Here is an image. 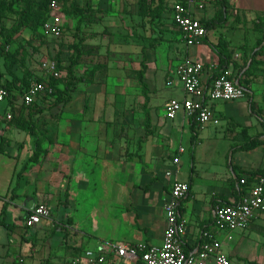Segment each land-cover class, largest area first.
Instances as JSON below:
<instances>
[{
  "label": "rangeland",
  "instance_id": "1",
  "mask_svg": "<svg viewBox=\"0 0 264 264\" xmlns=\"http://www.w3.org/2000/svg\"><path fill=\"white\" fill-rule=\"evenodd\" d=\"M10 1L0 0V43L18 23V16L7 10ZM46 1L23 0L19 4L17 9L30 10L32 22L8 45L9 56L1 61L0 70L8 80L26 90L34 76H45L41 69L45 62L59 58L62 67L67 68L79 39L77 27L83 16L81 35L85 38V54L76 71L87 79L77 86L68 106L58 107L38 121L41 147L29 180V184L34 182L30 188L36 187L38 194L45 193L44 197L50 196L56 203L62 179L76 170L75 174L72 172L76 177L72 179L71 197L75 221L81 229H76L74 234L79 240L75 262H84V251L95 240L85 230L104 240L114 237L121 225L114 206L119 205L125 227L130 223L136 227L133 219L137 209H131L134 212L130 213L127 208L132 201L133 208L139 209L142 197L144 202L149 198L135 187L146 186L152 176L160 181L165 164L179 156L178 148L182 144L192 151L195 148V152L205 142L211 150L217 149V156L211 161L228 170L225 178L228 188L234 182L229 166L235 148L248 146L231 162L239 173L240 170L256 171L259 167L263 170V47L255 51L262 33L252 31L248 37L240 33L243 41L248 42L240 43L245 44L244 53H240L241 63H231L236 75L241 70V81L250 91L244 101L247 116L237 120L214 112L213 121L205 126L212 135L202 138L198 129L182 128V113L175 120L165 119L168 100H182L184 93L177 75L173 76L175 86L167 84L180 58L177 32L166 21L154 19L162 0H60L58 8H52L50 0L48 12L41 15L40 7ZM46 23L60 25L63 32L59 37L48 35L44 30ZM233 31L220 27L217 33L235 36L241 30ZM142 72L145 75L141 79ZM62 76L58 82L47 84L49 91L41 95L46 109L64 89L66 73L63 71ZM142 82L149 88L153 117L149 136L144 128ZM186 158L188 152L182 156L183 177L190 169ZM149 197L154 198L150 202V215H156L154 220H158L166 190H156ZM139 206L145 210L144 203ZM248 228L264 246V218L260 224Z\"/></svg>",
  "mask_w": 264,
  "mask_h": 264
},
{
  "label": "crops",
  "instance_id": "2",
  "mask_svg": "<svg viewBox=\"0 0 264 264\" xmlns=\"http://www.w3.org/2000/svg\"><path fill=\"white\" fill-rule=\"evenodd\" d=\"M220 1L214 2L205 12L199 14L202 20L210 21L216 16L221 8ZM224 1L228 5V17L220 26L211 30V32L208 31V36H206L201 46L194 47L187 52L183 43L179 40V34H177L178 57L180 58V62L186 55L202 61L205 64V72L202 80L206 87L211 86L219 65V57L214 52L212 46L223 47L225 49L231 56L229 61L231 66L232 62L241 63L239 60L240 53H244L245 44L244 46L240 44L244 42L242 39L243 34L240 33H244L248 37L254 31V24H250L249 20L257 23V16L264 13V0ZM251 14L253 16L248 18ZM220 27L228 28L232 32H234V29L241 31L235 33L238 34L235 36H226L221 33L218 35L217 31ZM211 66H214V68L212 69ZM230 69L233 70L232 67ZM174 75H176V68L168 80V82L172 81L173 83V85H168L169 87L175 86L173 80ZM6 79L8 78L5 76L4 80L6 81ZM236 81L239 83L238 79ZM244 101L245 98L235 102H210V106L215 113L239 120L245 118L248 113V107ZM28 113L29 108L26 109L19 98L9 100L0 105V264H81L74 261L77 254L76 247H79L77 244L79 240L74 237V234L77 231L76 229L80 228V225L75 221L74 214L76 212L75 206L73 205L74 200L71 197L72 179L76 177V175H73L76 170H71L62 179L58 197L59 201L56 203H54V198L51 199L50 196L44 197L43 195L45 193L38 194L37 189L35 190L36 187L33 189L30 188L31 184L34 183L29 184L30 172L34 169L36 163L32 162L28 164V161L33 153L34 142L26 132L17 126L16 119L19 114H22V118L26 120L29 118ZM9 114L12 115L11 120L7 118ZM40 119L41 117L38 121ZM186 127L192 130L193 127L198 129V133L201 132L200 137L202 138H207L212 135L208 129H205L206 127H200L196 120L183 117L182 128ZM204 133L206 134L204 135ZM204 144L196 152L195 148L192 151L185 147L184 144L180 145L185 148V152L179 156L180 163L177 165L174 164L173 158L175 157L167 161L162 172V179L160 181L157 180L149 192H144L140 189L141 187H135L143 191L142 193L148 195L147 198H149L145 199V202L143 201V197L140 200V202L142 201L145 204L144 211L141 210V206L139 205L142 203L139 202V209L133 208L132 201L127 208V211L130 213L134 212L131 209H137V213L134 214L133 219L135 220V228L132 227L131 223L125 227L126 221L122 220L123 216L119 210L120 208H117L119 205H116L113 208L117 211L115 216H119L121 219V225L118 227L114 237L109 240H104L85 230L87 234L95 238L94 241L88 243L85 251L90 249L95 250L103 243H120L128 247L136 246L140 243L147 246H160L165 239L166 232L164 206L168 199H170V188L173 179L178 178L190 186L187 198H184L180 202L179 207L181 215L187 222V235L184 239L185 250L187 252L198 251L202 243V233L205 231L212 232L222 242L223 251L229 257L231 264H250V262L264 264V246L256 241L255 233L249 231L248 228L244 231L236 232L233 241H228L225 232L217 231L214 219V211L218 206L232 205L240 201L242 195L253 186V183L255 184L256 178L262 176L257 175L253 178L251 175L257 171L264 173V165L262 166L263 170L260 167L256 171L251 169L246 171L240 170L242 171L240 173L241 180H247L246 185H241L231 165L234 156L239 151H242L240 149L241 147L235 148L230 155L229 169L234 174V182L230 189L228 188V184L225 183L228 170L217 165L215 161L213 163L211 161L216 158L218 150L215 148L211 150L207 144ZM24 152L27 154L24 155ZM187 152L188 158H186V163H188V168L190 169H187V175L183 177L182 156L187 154ZM25 156L27 157L25 158ZM24 168H26L25 172ZM169 171L173 174L171 178L166 176V173ZM21 172L24 173L18 178V174ZM222 176L224 177L223 180ZM152 178L156 177L152 176ZM18 179L19 187L13 193V187ZM249 182H251V185L248 186ZM205 188H207L206 191H204ZM159 189L166 190V199L163 209L157 216L158 220H154L156 215H150V210H152L151 203L154 202V198L149 197V195ZM41 203L50 207L51 220H44L41 224L33 228H28L26 221L31 211ZM262 218H264V214L259 215L253 220L250 226L260 224ZM249 250L251 253H246ZM82 264L87 263L83 262ZM105 264H141V262L107 255Z\"/></svg>",
  "mask_w": 264,
  "mask_h": 264
},
{
  "label": "built area",
  "instance_id": "3",
  "mask_svg": "<svg viewBox=\"0 0 264 264\" xmlns=\"http://www.w3.org/2000/svg\"><path fill=\"white\" fill-rule=\"evenodd\" d=\"M218 0H169L172 9L171 22L179 34V40L186 51L204 43L208 31L199 16L207 8ZM60 0H51V7L58 8ZM44 30L48 35L59 37L63 32L60 25L46 23ZM2 44L0 43V46ZM8 49V47H7ZM213 69L214 66H211ZM42 73L54 79L62 78V72L58 70L57 62L49 60L42 65ZM210 69V68H209ZM211 70V69H210ZM212 71V70H211ZM205 72V64L186 55L176 69L184 98L182 100L170 99L165 105V117L168 120L176 119L179 113L184 118L196 120L200 127H205L213 121L214 111L210 102H235L245 98L246 90L237 83L235 73L230 68L221 70L218 76L213 78L210 87H206L202 77ZM35 76L29 87L20 92L17 98L26 109L30 108L38 96L49 91L46 83L38 81ZM173 85L172 81L168 85ZM12 100L11 94L4 88H0V105ZM8 120L12 115L7 116ZM185 152V148H178L179 156ZM173 158L175 165L180 163V157ZM172 177V172L166 173ZM241 185H246L247 180L242 179ZM190 186L186 182L174 178L170 188V196L164 206L166 218V232L163 243L160 246H147L140 243L128 247L124 244L114 243L100 244L95 250L84 252L83 260L87 264H105L107 255L124 258L141 264H231L229 257L223 251V244L214 233L203 232L202 243L196 252L185 250V237L187 235V222L180 213V202L187 198ZM264 214V176L256 178L255 184L242 195L239 202L232 205L218 206L214 211V219L218 232H225L226 239L233 241L234 234L248 229L250 223L259 215ZM44 220H51V211L43 203L38 204L30 213L26 226L33 228Z\"/></svg>",
  "mask_w": 264,
  "mask_h": 264
},
{
  "label": "trees",
  "instance_id": "4",
  "mask_svg": "<svg viewBox=\"0 0 264 264\" xmlns=\"http://www.w3.org/2000/svg\"><path fill=\"white\" fill-rule=\"evenodd\" d=\"M22 1L23 0H11L7 6V10L10 14L18 16V23L15 27H13L11 33L1 43L2 45L0 46V63L2 60H5L8 58L9 52H7V47L11 43V41L14 40L13 38L17 34L21 33L22 30L25 29L26 27H28L29 24L32 22V19L30 16L31 13H30V10L28 8H18L17 9V7L19 6V4ZM48 1L50 2V0H48ZM48 1H46L45 4L40 7L41 15H44L45 13L48 12L47 11ZM226 4H227L226 1L221 0L220 1L221 8H220L219 12L216 14V16L210 21L202 20L207 31L211 32V30H214L215 28H217L226 20V18L228 17V13H229L228 5H226ZM171 16H172V9L170 7L169 0H162L161 4L159 6V10H158L156 16H154V19H157L158 21L162 20L163 22L166 21L171 26L173 32H177L174 24L171 22ZM80 18L81 19L79 20L78 27H77V38H79V39H78L77 44L74 45V53H73V56L71 57V59L69 61V66L67 68L62 67L60 59L56 58L58 70L66 73V81L64 83V89L61 91V93L57 97L56 102L53 105H51V107L49 106L46 109L45 105L43 103V100H44L43 97L44 96L40 95L37 97L34 104L29 108V113H28L29 118L28 119L24 120L21 116L22 114H19V116L16 118L17 119V126L21 130L26 132L27 135L29 136V138L31 140H33V142H34L33 153H32V156L29 158L28 164L37 161L36 159L38 158L39 152H40L41 141H40L39 135L36 132L38 119L40 117L45 116L48 113L51 114V111H53L54 109H56L58 107L68 106L73 100V92H75L77 86L84 83L87 79L84 76H79L77 74V71H76L77 70L76 68L80 64V62H81V60L85 54V52H84V41H85L84 39L85 38H83L81 35V32H82V26L81 25L84 22V18H83V16H81ZM256 20H258V22L254 23V31L263 34L262 39L261 40L259 39L256 43V49L263 47L262 50L264 52V13L259 14L257 16ZM177 34H178V32H177ZM0 39H1V37H0ZM212 48H213L214 52L219 57V65H218V69L215 73V75L218 76L219 73L221 72V70H224L225 68L231 67L230 62H229L231 56L225 51V49L223 47L212 46ZM145 69L146 68L144 66V70ZM240 71H239V74H240ZM233 72L235 73L234 69H233ZM249 72H251V68L249 69ZM239 74L238 75L235 74V79L239 80V85L242 86L246 90V96H247L250 91L242 83ZM141 75H142L141 76V79H142L144 77L145 73L142 72ZM4 77H5V74L3 72H1V70H0V80H1L0 81V83H1L0 88H4L7 91H9L11 94L12 100L17 99V96L20 94V92L22 93V91H24V90L21 89L20 86H17L15 83H13L12 81H10L8 79H6V81H5ZM34 78H35V76H34ZM38 79H39L38 81L44 82L46 84H49V83L53 84V83L58 82L60 80V79H54L53 77H49V76L39 77ZM32 80H34V79L32 78ZM32 80H31V82H32ZM142 85L144 88L143 94H144V98H145L144 116L146 117L145 121H144V128H145L147 136H149L152 133V118L153 117L151 116V110L149 107V105H150L149 88H148L147 84L144 82H142ZM247 148H248V146H246V147L243 146L240 149L246 150ZM232 168H233V171L237 175L238 182L240 183L241 176H240L238 168L235 166H232ZM25 170H26V168H24V172H25ZM24 172L19 173L18 178ZM257 175L264 176V173L262 171H257L256 173L252 174L251 176L254 178ZM18 181H19V179L17 180V182L15 183V185L13 187V190H12L13 193L19 187ZM156 181H157V178H152V180L150 181V183L148 185L141 187L140 189H142L144 192H149L151 190L152 186L154 185V183H156ZM251 182L248 183V186L251 185ZM250 264H256V263L250 262Z\"/></svg>",
  "mask_w": 264,
  "mask_h": 264
}]
</instances>
